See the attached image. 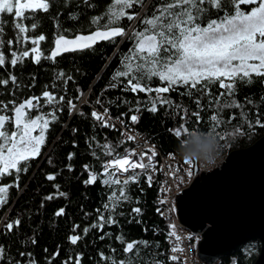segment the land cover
I'll return each instance as SVG.
<instances>
[{"label": "trees", "instance_id": "1", "mask_svg": "<svg viewBox=\"0 0 264 264\" xmlns=\"http://www.w3.org/2000/svg\"><path fill=\"white\" fill-rule=\"evenodd\" d=\"M161 2L146 0L144 7L134 5L127 10L129 14H138L137 19L130 21L125 17L118 22L129 35L113 41H99L88 49L64 52L55 60L45 57L51 54L56 37L62 34L74 36L106 25L107 12L114 0H50L52 7L48 12L25 10L26 18L17 22H22L29 31L19 35L13 27V16L0 14L6 21L3 36L0 37L5 42L0 50L6 57L5 65L0 67V79H8L10 75L17 77L15 85L11 82L0 85V104H9L14 100L18 105L30 97H41L44 91L53 93L57 99L64 97L56 104H48L42 98L39 101L43 105L39 106L41 111L34 109L36 116L45 115L50 120L47 130L54 144L41 163L39 160L42 156L26 162L27 172L19 174V188H10L9 200L0 210V246L4 248V259L0 260V264H30L32 260L35 264H64L70 259L75 264L78 256L81 257L80 264H113L121 260L126 264H184L182 258L171 260L168 235L173 220L162 215L161 172L151 185L146 176L140 174L138 183H130L126 188L129 199L111 211L103 205L109 202L112 192L119 195L121 186L104 184L102 181L107 177L100 176L94 184H85L89 171L101 173L102 163L121 156L133 145L132 141H126L118 124L138 129L163 153L171 152L178 159H185L178 149L180 140L193 131L213 133L220 143L219 154L222 155L234 148L248 146L264 134V126H261L264 124V78L253 76L251 82L238 81L232 97H220V93L226 90L220 88L218 83L208 86L211 95L193 90L190 96L184 87H180L163 94L174 105L158 104L156 113L147 110L156 93L149 95L126 91L127 78L113 80L115 73L125 70L124 57L135 47L130 34L144 28L141 19L150 17L154 5ZM241 7L247 12L252 6ZM225 11L230 14L232 8ZM225 11L211 10L204 22L208 18L223 17ZM94 17L102 19L96 24L93 23ZM33 23L38 25L35 30H31ZM40 35L46 39L39 42V51L43 55L40 62L35 63L31 40ZM7 41L12 43L8 44ZM25 50L29 51V57L12 67L9 63L11 54L15 52L19 55ZM61 72L64 73L63 77L59 76ZM145 83L152 88L166 86L155 76ZM112 84L117 86L111 87ZM218 97L221 105L237 101L241 107L218 109L215 103ZM196 99L200 100L199 107L194 102ZM68 101L79 107L71 110ZM12 107L9 104L8 109H0V115L12 117ZM94 107L107 109L117 122L115 128L102 127L91 116ZM181 109L186 110L187 115ZM53 111L57 117L54 121L50 115ZM197 111L200 113L199 121L191 115ZM217 113L220 125L214 127L210 117ZM132 115L138 116V122H132ZM117 117L120 119L117 120ZM5 128L11 132L13 125L7 122ZM185 128L187 132L183 131ZM176 129H181L180 136L175 135ZM105 144L113 146L111 156L105 153L102 147ZM69 154H74L71 160ZM38 162L40 165L35 170ZM24 163L21 162L20 167ZM85 165L89 166V170H85ZM48 175L55 176V179H47ZM128 175L131 173L120 178ZM11 180L15 181L13 175ZM50 195L53 197L51 200L47 199ZM137 207L142 210L139 215L132 211ZM60 209H64V214L57 216ZM100 215L105 220L111 216L116 223L105 224L102 230L92 228L93 224L99 222ZM16 219L21 221L20 226L7 231L5 225ZM74 225L79 227L74 230ZM85 228H89L86 235L83 231ZM73 235L81 236L75 245L69 240ZM33 240L35 243H32ZM133 242L140 243L135 244L132 252L126 253V244ZM57 252L59 255L53 258ZM21 253H30L31 256ZM259 253L260 242H249L241 250L222 256L216 264H254Z\"/></svg>", "mask_w": 264, "mask_h": 264}, {"label": "snow or ice", "instance_id": "2", "mask_svg": "<svg viewBox=\"0 0 264 264\" xmlns=\"http://www.w3.org/2000/svg\"><path fill=\"white\" fill-rule=\"evenodd\" d=\"M145 3L146 0H114L107 12L108 23L102 26L104 30L98 29L87 36L78 35L73 40H68L62 35L58 36L55 39L54 50L45 58L55 60L64 52L88 49L98 41H113L117 37L129 35L123 27L118 25V22L125 17L130 21L137 19L138 14H129L127 10L134 5L144 7ZM241 6L252 7L250 11L245 12ZM51 7L50 0H25L23 3L21 0H0V14L13 16V27L17 30L18 35L29 31V28L24 26L22 22H17L26 18V9L33 11L40 9L48 12ZM229 7L232 8L230 14L225 11ZM213 9L217 12L225 11V15L219 19L208 18L205 23V17L209 16ZM101 19L102 17H94L93 23L98 24ZM140 22L144 28L130 34L135 41V47L124 57L125 70L115 73L113 80L120 77L127 78V87L124 89L126 91L144 92L149 95L153 92L156 93V96L150 101L151 107L147 109L152 113L158 111V104L173 106L174 102L165 98L163 94L176 91L180 87H184L190 96L193 90L211 95L208 86L218 83L220 88L226 90L220 93V97H232L238 81L242 83L251 82L253 76L264 78V0H162L161 3L154 5L151 16L141 19ZM5 24L6 21L0 15V37L3 36ZM37 27L38 25L33 23L31 30H35ZM21 39H26V37H21ZM45 39L44 35H40L31 40L34 45L31 52L35 54V63H39L41 60L43 54L39 51V42ZM4 43L3 39H0V46ZM7 43L11 44L12 41H7ZM69 45L74 47H69ZM11 55L12 59L9 63L15 67L18 62L22 63L25 58L29 57L30 53L25 50L19 55L15 52ZM5 62L6 57L0 50V67L4 66ZM59 76L63 77L64 73H59ZM153 76L158 77L166 86L152 88L145 83V81L151 80ZM9 82L15 85L17 77L10 75L8 79H0V85H8ZM110 86L116 87L117 85L112 84ZM42 98L48 104H56L64 100L63 96L57 99L53 93L44 91L41 97H30L18 105L14 100L10 101L9 104L13 106V117L0 115V177L5 175L15 177L13 184L0 186V207L7 203L9 189L12 187L19 188V174L27 172L26 162L38 157L41 146L45 143L44 134L49 127L50 120L43 115H37L34 118L29 117V113L40 106L39 101ZM194 102L198 107L200 106L199 99L194 100ZM215 103L218 109L221 107H241L237 101L221 105L219 97ZM249 103L251 102L249 101ZM9 104H0V109H8ZM68 104L71 110L76 109V105L72 101H68ZM26 109L28 111H25ZM60 110L62 111V109ZM181 111H185L187 115L186 110L181 109ZM50 115L52 121L57 119L55 111ZM108 115L107 109L103 114L96 111L91 113V116L99 121L102 127L115 128L110 119L105 118ZM191 115L199 121V111L193 112ZM116 119L119 120L120 118L117 117ZM138 119L137 115L131 116L134 123L138 122ZM210 121L214 127L219 126V114L211 115ZM6 122L12 124L16 130L7 131ZM257 123L260 122L257 121ZM37 129L40 130L39 135H32ZM183 131L187 132V129L185 128ZM123 135H125L126 141L136 140L134 135L127 133ZM175 135L180 136L181 129H176ZM102 147L107 155L113 154V146L105 144ZM156 154L154 146L141 152H137L135 149L127 150L124 156L117 155L114 159L102 163L101 173L96 174L89 171V179L84 183L94 184L100 176L107 177L102 181L104 184L121 186L119 195L117 196L115 191L112 192L109 202L103 205L105 209L115 211L122 201L129 199L126 188L130 183H138L137 177L140 174H144L149 185H151L152 177L148 175V172L154 169L153 158ZM73 155L69 154L68 158L71 160ZM132 157H136V159H132ZM145 157H148L147 163L144 162ZM21 162H25L23 167H20ZM195 162L198 161L195 160ZM186 163L192 164L194 160L187 159ZM84 167L85 170H89L88 165ZM137 169L142 170V173L137 172ZM69 170H71V166H69ZM125 173H131V175L124 179L118 175ZM47 179L54 180L55 176L48 175ZM60 195L65 194L60 193ZM47 199L51 200L53 197L50 195ZM164 202L162 201V203ZM132 211L137 215L142 213L139 207L132 209ZM63 214L64 209H60L56 213L57 216ZM98 221L91 227L102 230L105 224L116 223L111 216L105 220L103 215L98 217ZM20 223L19 219L8 222L5 229L10 232L14 227H19ZM78 227V225H74V230ZM83 231L86 235L89 228H85ZM80 239L81 236L79 235L69 237L73 245L77 244ZM176 239L179 240L180 237H176ZM32 243H35V240ZM137 243L140 242L127 243L124 251L126 253L132 252ZM143 243L146 244L147 242ZM172 251L183 252L184 249L173 248ZM21 255L31 256L30 253H21ZM56 255H59V252L55 253L53 258ZM101 257L104 258L103 254ZM3 259L4 248L0 246V260ZM180 259L177 255L171 257L172 261ZM80 260L81 257L78 256L75 264H80ZM30 264H35V261H30ZM64 264H72L71 259L65 261ZM113 264H126V262L123 260L114 261Z\"/></svg>", "mask_w": 264, "mask_h": 264}, {"label": "water", "instance_id": "3", "mask_svg": "<svg viewBox=\"0 0 264 264\" xmlns=\"http://www.w3.org/2000/svg\"><path fill=\"white\" fill-rule=\"evenodd\" d=\"M98 29L104 30L98 27L62 36L73 40ZM54 48L55 43L52 51ZM195 172L179 192L176 204L180 221L201 234L199 257L207 264H216L222 256L258 241L260 253L254 264H264V134L248 146L229 151L219 167L199 172V161L195 162Z\"/></svg>", "mask_w": 264, "mask_h": 264}, {"label": "built area", "instance_id": "4", "mask_svg": "<svg viewBox=\"0 0 264 264\" xmlns=\"http://www.w3.org/2000/svg\"><path fill=\"white\" fill-rule=\"evenodd\" d=\"M97 113L103 114L104 109L94 107L92 109ZM106 119H110L112 124L117 123L116 120L108 112ZM122 128V135L127 133L129 135H134L136 137L135 141H132L133 145L128 149H135L137 152L146 150L147 148L154 146L156 156L153 158L154 169L149 170L148 175H151L152 182L159 178V172L162 174L161 179V190L163 192V204L162 215L169 217L173 220L172 230L169 232L168 238L171 243L170 255H177L183 259L184 264H207L204 262L198 255V243L201 238L200 233L193 232L187 228L178 217V208H177V196L184 187H186L191 180L195 177L198 172H195V162L192 164L186 163L187 159H178L173 153H163L160 148L148 138L145 137L143 133L138 131L133 127L127 125L118 124ZM125 137V135H123ZM126 138V137H125ZM126 153V152H125ZM125 153L121 155L124 156ZM226 155L219 154V157L214 165L205 166L203 163L199 162V172L209 171L215 167H219L223 164L226 159ZM115 157L110 158L109 160L114 159ZM136 159V157H132ZM108 160V161H109ZM145 163L148 162V157H145ZM191 172V175H189ZM128 173L123 175L118 174L121 177L126 176ZM180 186L177 190L176 187ZM177 190V191H176ZM172 192V193H171ZM175 233V235H173ZM176 237H180L179 240ZM173 248H183V252H173Z\"/></svg>", "mask_w": 264, "mask_h": 264}, {"label": "clouds", "instance_id": "5", "mask_svg": "<svg viewBox=\"0 0 264 264\" xmlns=\"http://www.w3.org/2000/svg\"><path fill=\"white\" fill-rule=\"evenodd\" d=\"M178 149L185 159L196 160L210 166L216 163L221 146L213 133L193 131L180 140Z\"/></svg>", "mask_w": 264, "mask_h": 264}, {"label": "flooded vegetation", "instance_id": "6", "mask_svg": "<svg viewBox=\"0 0 264 264\" xmlns=\"http://www.w3.org/2000/svg\"><path fill=\"white\" fill-rule=\"evenodd\" d=\"M40 106L42 107L43 105H40ZM34 109L36 110V109H38V107L34 108ZM34 109L29 113V117L31 116V114H34V116H36V111ZM13 116H14V113H13L12 117ZM13 130H15L14 126H13ZM38 131H39V129H37L35 132H38ZM44 135H45V143H44V145L41 146V152H40V155L38 157H40V156H42V157L39 160V162H41L45 158V156L49 153V151L51 150V147L54 144V140H51L48 130L45 131ZM13 183L14 182L11 180V175H5L3 177H0V186L9 185V184H13ZM9 197H10V189H9V193H8V200H9ZM8 200H7V202H8ZM10 207H11V205L8 207V209H10ZM1 209H2V207H0V210ZM6 214H7V212L5 213V216H6Z\"/></svg>", "mask_w": 264, "mask_h": 264}, {"label": "rangeland", "instance_id": "7", "mask_svg": "<svg viewBox=\"0 0 264 264\" xmlns=\"http://www.w3.org/2000/svg\"><path fill=\"white\" fill-rule=\"evenodd\" d=\"M21 2L23 3V2H25V0H21ZM39 105H40V104H39ZM38 108H39V107H38ZM39 109H40V111H41V108H39ZM43 116H45V115H43ZM34 117H35V116H32L31 118H34ZM46 117H47V116H46ZM15 130H16V129H15ZM12 131H14V130H12ZM39 133H40V130H39L38 132H35V131H34V132L32 133V135L36 136V135H39ZM199 165H200V164H199ZM136 171H142V170L137 169ZM128 174H129V173H128ZM120 177H121V176H120ZM179 187H180V186H177L176 189L178 190ZM177 190H176V191H177ZM171 193H172V192H171Z\"/></svg>", "mask_w": 264, "mask_h": 264}]
</instances>
